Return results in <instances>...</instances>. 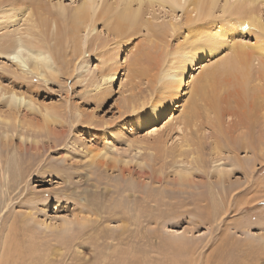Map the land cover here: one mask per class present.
<instances>
[{"label": "rangeland", "instance_id": "374dc122", "mask_svg": "<svg viewBox=\"0 0 264 264\" xmlns=\"http://www.w3.org/2000/svg\"><path fill=\"white\" fill-rule=\"evenodd\" d=\"M12 1L38 3L54 12L55 0ZM80 1L62 0L65 14ZM250 1L227 0L244 12H257L264 21V2ZM224 2L217 0L212 10L214 23ZM93 4L97 21L85 37L86 53L77 57L63 34L58 35L55 42L63 40V45L53 52L71 65L48 80L16 67L10 56L1 54L0 41V90L12 86L57 115L56 121L44 120L21 106L14 120H0V264H264V157L253 165L251 152L240 150L237 172L217 181L215 167L234 164L237 158L213 153L214 139L230 130L222 124V132L212 134L202 115L191 127L205 130L200 135L201 163L174 161L183 137L178 123L192 82L228 52L231 36L218 56H207L186 72L178 97L160 121L139 127L133 119L147 116L150 102L170 96L167 88L160 94L151 70L137 72L141 65L157 68V61L141 58L150 39L157 40L151 30L169 21L177 24L165 39L173 49L185 37L191 40L187 32L201 18L192 13L197 21L191 17L188 23L179 10L171 13L156 3L143 4L142 25L117 36L101 16L121 9L125 1ZM149 24L153 26H144ZM234 31L243 43L257 40L256 31ZM4 32L1 26L0 38ZM162 46L158 42L157 51ZM108 64L116 65L118 78L105 102L99 90L105 88L101 71ZM4 99L2 118L8 115ZM232 120L224 118L229 124ZM186 164L194 182L179 185L173 172Z\"/></svg>", "mask_w": 264, "mask_h": 264}, {"label": "bare ground", "instance_id": "6f19581e", "mask_svg": "<svg viewBox=\"0 0 264 264\" xmlns=\"http://www.w3.org/2000/svg\"><path fill=\"white\" fill-rule=\"evenodd\" d=\"M93 1L81 0L70 10L71 13L65 14L62 0L53 2L54 12L49 10L50 7L47 9L38 3L29 5L30 3H20L19 1L18 3L12 0L3 3L0 0V27L5 28V32L0 38L3 44L0 43V45L4 48V52L1 54L10 56L13 64L16 67H22L25 73L34 74L44 80H48L50 76L55 77L54 75L61 68H68L71 65L67 61L61 62L53 52V48L58 49L63 45V40L66 44L70 43L71 49L77 57L86 53L85 37L94 30V24L97 21L94 19L96 8ZM124 1L125 5L121 9H116L117 3L113 8V10H117L116 12L112 11L111 15L105 13V16H101V22L106 24L108 30L117 36L136 25H142L140 12L143 4L156 3L171 13L179 10L184 13L185 22L188 23L192 22L191 17L193 19H196V16H198L197 19L201 18L196 24L197 27H193L187 32L191 40L187 41V37H185L183 42L178 43L173 49L167 46L168 43L166 44L165 39L170 30L173 31L177 28V24L169 21L167 25L157 27L156 31L151 28L150 33L156 36L157 40L154 43L153 38L150 39L153 44L145 46L146 49L142 51L141 58L145 62L157 61V68H154L155 65H153L154 69L141 65L137 67V72L142 75L146 72L150 73L151 70L154 83L159 82L160 84V94L165 93L167 88L170 91L167 97L170 96L168 101L163 99L159 101L158 98L159 102H150L146 109L147 116L140 115L133 119L134 124L142 127L147 122L157 123L160 121L164 113L171 108L172 101L178 97L186 72L193 69L205 57L218 56L220 49L228 42L220 43L206 53L207 44L200 39L204 33L196 30L205 24L219 23L205 19L211 17L214 6L218 4L217 0H189L184 4L181 3V0ZM261 1L264 2V0ZM133 4L137 7L133 8ZM221 11L223 13L230 12L228 18L236 22L237 27L228 33L230 35H226L231 36V41L234 42L227 45V53H224L218 61L212 62L205 70H201L200 75L195 76V80L191 81L187 108L182 112V120L178 123L182 132L180 135L183 137L178 151L175 153L174 161L182 163L189 158L190 162H195L196 166H199L202 160L199 152L202 149L203 138L200 135L204 134L205 130L191 131V127L195 126L198 118L205 115L206 120L210 123L209 130L212 134L216 130L222 132V124H226L227 129L230 130L229 133L214 139L211 146L213 153L217 156L223 154L222 157L229 158L235 155L237 158V162L234 164H222L215 167L216 180L226 181L237 172L236 164L241 166L238 154L240 150L246 153L247 151L251 152L253 165L264 157V21L257 12L249 9L244 12L243 9L228 4L227 0H225ZM192 13L196 15L195 18L191 15ZM245 23L250 25L248 29L242 27ZM144 26L149 28L153 25ZM235 29L248 34L256 31V42L254 44L243 43L241 39L236 38ZM48 32H51L50 36H48ZM61 33L63 40L55 42ZM158 42H164L163 51H157ZM115 68L116 65L108 64L101 71V79L105 83V88L99 92L100 98L105 99V102L110 99L112 88L116 85L118 75ZM102 83L97 84L95 88L99 89L100 87L101 89ZM3 97L5 99L1 103L7 106L8 115L4 118L0 116V120L6 122L14 120L18 117L17 109L21 106L37 111L44 120L56 121L57 119V115L51 111L52 109L40 106L31 96L12 88V86L4 88L3 91L0 90V100ZM227 117L233 118L231 124L224 121V118ZM189 128L190 131L187 132ZM226 150L227 152H225ZM193 173L187 164L173 172L179 185L194 182ZM229 193L226 191L223 194L224 197H228ZM237 203L240 204L238 199Z\"/></svg>", "mask_w": 264, "mask_h": 264}, {"label": "snow or ice", "instance_id": "6c2138e0", "mask_svg": "<svg viewBox=\"0 0 264 264\" xmlns=\"http://www.w3.org/2000/svg\"><path fill=\"white\" fill-rule=\"evenodd\" d=\"M183 0H181V3ZM264 7V5H262ZM229 13H221L217 19L219 20V23L217 24H205L202 25L200 28L196 29L197 31H201L204 34L200 37L201 41L205 42L207 44V47L205 48V52L207 53L210 49H213L217 47L220 43H224L225 37L228 33H230L233 28L237 27L235 20H231L228 18ZM210 19V18H205ZM244 29H248L250 27L249 24L245 23L242 25ZM217 29H220V31H217ZM246 43V41H244ZM218 54V53H217ZM121 53V57H122Z\"/></svg>", "mask_w": 264, "mask_h": 264}]
</instances>
